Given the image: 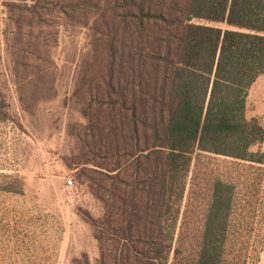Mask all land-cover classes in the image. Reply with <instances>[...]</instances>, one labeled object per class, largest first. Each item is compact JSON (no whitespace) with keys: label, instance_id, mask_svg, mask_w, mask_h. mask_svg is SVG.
Instances as JSON below:
<instances>
[{"label":"trees","instance_id":"obj_1","mask_svg":"<svg viewBox=\"0 0 264 264\" xmlns=\"http://www.w3.org/2000/svg\"><path fill=\"white\" fill-rule=\"evenodd\" d=\"M103 5L94 29L102 66L80 81L76 132L95 167L81 175L104 209L90 219L97 264H255L264 153L254 149L264 127L248 119L247 99L264 76V0ZM24 196L21 175L0 173L1 200ZM8 214L9 243L20 234L9 232Z\"/></svg>","mask_w":264,"mask_h":264},{"label":"rangeland","instance_id":"obj_2","mask_svg":"<svg viewBox=\"0 0 264 264\" xmlns=\"http://www.w3.org/2000/svg\"><path fill=\"white\" fill-rule=\"evenodd\" d=\"M103 4L1 3L0 89L9 121L0 123V173L21 175L25 196L0 199V219L8 209L9 232L20 234L8 243L5 222L0 223V264H74L83 256L97 264L99 247L90 219L100 218L104 209L81 175L95 167L76 132L85 123L80 81L85 75L90 80L102 66L100 35L94 29ZM247 117L264 127V76L249 91ZM258 150L264 153V142ZM33 242L37 251L31 256ZM254 260L264 264V240L255 248Z\"/></svg>","mask_w":264,"mask_h":264},{"label":"built area","instance_id":"obj_3","mask_svg":"<svg viewBox=\"0 0 264 264\" xmlns=\"http://www.w3.org/2000/svg\"><path fill=\"white\" fill-rule=\"evenodd\" d=\"M68 184H69V185H73V181H72V180H69V181H68Z\"/></svg>","mask_w":264,"mask_h":264}]
</instances>
